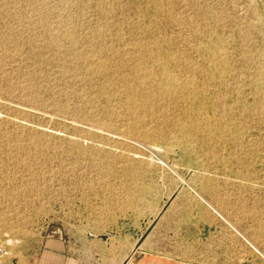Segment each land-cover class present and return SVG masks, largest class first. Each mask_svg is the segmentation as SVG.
I'll return each mask as SVG.
<instances>
[{"label":"rangeland","instance_id":"1","mask_svg":"<svg viewBox=\"0 0 264 264\" xmlns=\"http://www.w3.org/2000/svg\"><path fill=\"white\" fill-rule=\"evenodd\" d=\"M263 74L264 0H0V264H264Z\"/></svg>","mask_w":264,"mask_h":264},{"label":"crops","instance_id":"2","mask_svg":"<svg viewBox=\"0 0 264 264\" xmlns=\"http://www.w3.org/2000/svg\"><path fill=\"white\" fill-rule=\"evenodd\" d=\"M133 236H130V241ZM37 255L34 264H87L83 256L78 252L68 249L57 248L54 245H46ZM58 247H61L59 244ZM84 253V252H83ZM92 264V263H89ZM121 264H182L178 258L167 255L150 247L139 245L130 250L123 258Z\"/></svg>","mask_w":264,"mask_h":264},{"label":"bare ground","instance_id":"3","mask_svg":"<svg viewBox=\"0 0 264 264\" xmlns=\"http://www.w3.org/2000/svg\"><path fill=\"white\" fill-rule=\"evenodd\" d=\"M161 56H162V55H161ZM164 57H167V56H164ZM170 57H171V55H170ZM173 58H174V57H173ZM145 59H146V57H145ZM160 59H161V58H160ZM166 59H168V58H166ZM169 59H170V58H169ZM161 60H162V59H161ZM168 61H169V60H168ZM168 61H167V63H169V62L171 63V61H169V62H168ZM172 61H173V59H172ZM161 62H162V61H161ZM161 62H160V63H161ZM163 62H165V60H164ZM165 63H166V62H165ZM164 65H165V64H164ZM135 66H136V65H135ZM160 66H161V65H160ZM160 66H159V67H160ZM161 67H162V66H161ZM166 67H168V66H166ZM168 68H169V67H168ZM163 69H165V68H163ZM136 70H137V69H136ZM149 71H150V70H149ZM167 71H168V70H167ZM136 72H137V71H136ZM161 72H162V71H161ZM162 73H163V72H162ZM121 74H122V73H121ZM124 75H125V74H124ZM163 75H164V74H163ZM263 75H264V74H263ZM169 76H170V75H169ZM163 77H164V76H163ZM260 77H261V76H260ZM165 78H166V77H165ZM167 78H168V77H167ZM169 78H170V77H169ZM139 79H140V78H139ZM163 79H164V78H163ZM123 82H124V81H123ZM180 84H181V83H180ZM123 85H124V84H123ZM177 85H178V84H176V87H177ZM171 86H172V85H171ZM171 86H170V87H171ZM173 86H174V85H173ZM189 86H190V85H189ZM131 87H132V86H131ZM178 87H180V86L178 85ZM172 88H173V87H172ZM181 88H182V87H181ZM181 88H179V90H180ZM185 88H186V87H185ZM170 89H171V88H170ZM174 89H175V87H174ZM192 89H193V88H192ZM132 91H133V90H132ZM132 91H131V92H132ZM165 91H166V90H165ZM167 91H169V89H168ZM170 91H171V90H170ZM177 91H178V90H177ZM133 92H134V91H133ZM147 92H148V91H147ZM152 93H153V92H152ZM150 94H151V93H150ZM174 94H176V91H175ZM178 94H179V93H178ZM177 97H178V96H177ZM131 103H132V102H131ZM132 104H133V103H132Z\"/></svg>","mask_w":264,"mask_h":264}]
</instances>
